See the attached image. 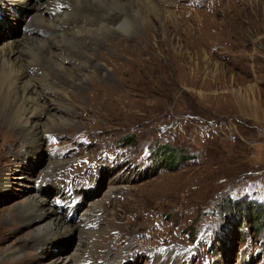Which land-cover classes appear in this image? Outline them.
<instances>
[{"label": "rangeland", "instance_id": "1", "mask_svg": "<svg viewBox=\"0 0 264 264\" xmlns=\"http://www.w3.org/2000/svg\"><path fill=\"white\" fill-rule=\"evenodd\" d=\"M145 1L160 15L149 36L138 25L119 48L104 41L87 59L65 62L83 85L69 99L51 96L47 112L65 124L40 133L38 159L12 158L25 139L12 123L0 127V176L11 177L8 191H0V255L41 238V223L20 217L49 163L58 165L40 199L64 214L66 189L83 197L70 219L79 229L65 250L42 243L17 264H65L91 241L86 249L95 263L107 256L121 264L136 253L131 264H264V218L255 233L246 207L264 212V0ZM35 11L12 19L21 30L0 31V38L34 36L27 29L38 24ZM8 135L23 142L5 141ZM127 136L131 142H122ZM162 146L187 159L166 166L160 149L154 153ZM20 171L31 180L14 181Z\"/></svg>", "mask_w": 264, "mask_h": 264}, {"label": "bare ground", "instance_id": "2", "mask_svg": "<svg viewBox=\"0 0 264 264\" xmlns=\"http://www.w3.org/2000/svg\"><path fill=\"white\" fill-rule=\"evenodd\" d=\"M39 1L0 0V28L3 24H9L12 27V19H20V13L23 15L26 11L36 9L33 17L38 24L27 29L34 36L23 35L22 39L15 36L8 40L0 38V127H8V125L11 126V123L13 124L16 136L22 135L21 139H25V145L21 153L13 150L11 157L17 159L22 156L29 161L38 159V149L41 148L42 143L40 133L65 124L61 118L48 114L47 105L54 101L51 96L60 94L69 99L70 96H73L70 90L83 85L80 76H77L76 73L74 76V72L64 66L65 62L72 58L87 59L88 52L97 51V48L93 49V47L99 48L104 41L119 48L122 46V36L134 37L137 35L138 25H142L149 36L151 33L148 26H151V20H160L156 6L145 0H46V5L37 4ZM12 32L14 31L10 29V32L7 33L10 36ZM52 34L53 36H51ZM36 35H44L48 39L40 40ZM91 56L95 58L93 54ZM48 64L50 66L47 67ZM87 65H89L88 61L83 62L81 67L84 69ZM92 69L94 70L93 67ZM95 69L97 70V68ZM31 71H36V74L32 75ZM41 112L45 114L44 121L40 119ZM23 130H25V134L22 132ZM9 136H6L5 141L16 142V145L23 142L15 140V138L11 140L8 138ZM57 165L58 163H49L37 176L33 182H36L38 186L34 188V194L26 199V204L21 209V222L27 224L36 221L41 223L39 228V232L42 234L41 238L29 240L25 243L26 247L25 245H22L21 248L10 246L0 255L2 264H7L6 262L17 264L20 261L23 263L28 259L27 257L34 255L31 252L35 247L40 248L43 244L52 248L61 245L64 248L65 240L72 237L79 229V226L70 223V219L73 217L68 218L67 212L61 214L40 199V191L47 192L43 188L44 183H47V179ZM22 173L23 171H20L15 174L12 179L25 181L30 178L31 180L30 175ZM8 178L11 177L5 174L0 176V191H8L10 186ZM70 195L68 201L67 198H62L61 203L68 206L70 202H73L74 199ZM70 209L74 210L72 206ZM14 217L11 216L12 220ZM87 221L84 222L85 225L89 224ZM81 226L84 227V224ZM4 230L0 226V233ZM89 235L95 234L91 232ZM87 244L94 245L91 241L78 246L71 259H68L69 261L65 264H76L79 261L83 264H109L107 256L103 261L93 262L90 256L95 252L87 250ZM19 250L28 251L25 256L15 258ZM159 259H157V264H171L168 259L162 258L160 262Z\"/></svg>", "mask_w": 264, "mask_h": 264}, {"label": "trees", "instance_id": "3", "mask_svg": "<svg viewBox=\"0 0 264 264\" xmlns=\"http://www.w3.org/2000/svg\"><path fill=\"white\" fill-rule=\"evenodd\" d=\"M131 136H127L124 137L122 139V142H131ZM160 149V152L158 153L160 155V153L162 154V159H164L165 161V165L166 166H176V164H178L181 160H185L187 159L186 155H181L178 152L175 151V149H169L165 146L162 147H157L154 151V153H156L158 150ZM164 155V156H163ZM247 209H248V213L247 217L248 222H250V227L251 229H253L255 231V233H257L259 231V228L262 224H259L261 222H263V218H264V212L260 211L258 206H254L251 204H247ZM238 215H240L241 213H237ZM250 215V216H249ZM241 223H242V217L240 215L239 217Z\"/></svg>", "mask_w": 264, "mask_h": 264}]
</instances>
